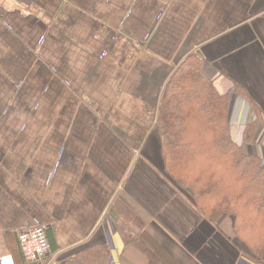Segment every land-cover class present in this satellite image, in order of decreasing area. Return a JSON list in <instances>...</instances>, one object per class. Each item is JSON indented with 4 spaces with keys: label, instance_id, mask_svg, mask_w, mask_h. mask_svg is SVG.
I'll use <instances>...</instances> for the list:
<instances>
[{
    "label": "crops",
    "instance_id": "1",
    "mask_svg": "<svg viewBox=\"0 0 264 264\" xmlns=\"http://www.w3.org/2000/svg\"><path fill=\"white\" fill-rule=\"evenodd\" d=\"M191 54L264 121V0H0V259L27 264L18 235L44 226V264L100 244L132 264L144 233L178 264H257L165 173L160 101ZM255 115L234 99L230 132L264 159Z\"/></svg>",
    "mask_w": 264,
    "mask_h": 264
},
{
    "label": "trees",
    "instance_id": "2",
    "mask_svg": "<svg viewBox=\"0 0 264 264\" xmlns=\"http://www.w3.org/2000/svg\"><path fill=\"white\" fill-rule=\"evenodd\" d=\"M203 70V59L189 55L163 91L157 129L165 173L191 194L210 223L244 244L251 260L264 264V159L233 141V100H248L256 113L246 127L244 146L256 143L264 121L244 89L237 85L232 95H221ZM123 256L132 264H178L145 233L126 242ZM64 264H113L111 248L108 244L81 248Z\"/></svg>",
    "mask_w": 264,
    "mask_h": 264
},
{
    "label": "built area",
    "instance_id": "3",
    "mask_svg": "<svg viewBox=\"0 0 264 264\" xmlns=\"http://www.w3.org/2000/svg\"><path fill=\"white\" fill-rule=\"evenodd\" d=\"M105 56L103 55V58ZM19 249L27 264H44L49 253L50 244L47 227L38 226L22 230L19 235ZM0 264H14L13 257L0 259Z\"/></svg>",
    "mask_w": 264,
    "mask_h": 264
},
{
    "label": "rangeland",
    "instance_id": "4",
    "mask_svg": "<svg viewBox=\"0 0 264 264\" xmlns=\"http://www.w3.org/2000/svg\"><path fill=\"white\" fill-rule=\"evenodd\" d=\"M257 148H258L259 150H261V147L257 146Z\"/></svg>",
    "mask_w": 264,
    "mask_h": 264
}]
</instances>
